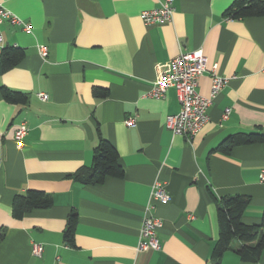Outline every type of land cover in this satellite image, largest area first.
Listing matches in <instances>:
<instances>
[{
    "label": "crops",
    "instance_id": "0c3cea01",
    "mask_svg": "<svg viewBox=\"0 0 264 264\" xmlns=\"http://www.w3.org/2000/svg\"><path fill=\"white\" fill-rule=\"evenodd\" d=\"M161 1L0 0L31 28L0 26L4 46L24 51L0 73V264H210L218 202L235 195L249 197L241 222L260 225L264 144L229 155L216 149L229 136L264 133V16L225 17L234 0H174L169 22L146 25L140 13ZM196 49L206 58L197 92L209 95L212 73L226 82L208 122L187 140L165 126L180 109L175 89L163 98L148 93L159 65ZM2 88L23 93L26 104L7 102ZM21 122L28 131L18 148ZM99 137L114 146L123 176L84 185L73 176L90 169ZM156 181L166 185L169 202L151 198ZM26 191L47 194L52 204L14 218L12 201ZM72 211L69 246L64 231ZM148 213L162 221L160 248L137 251ZM32 243L42 245L39 256ZM219 264H264V251L255 263L226 251Z\"/></svg>",
    "mask_w": 264,
    "mask_h": 264
},
{
    "label": "trees",
    "instance_id": "16d2710c",
    "mask_svg": "<svg viewBox=\"0 0 264 264\" xmlns=\"http://www.w3.org/2000/svg\"><path fill=\"white\" fill-rule=\"evenodd\" d=\"M230 19H246L264 16V1L262 0H234L224 13ZM24 57V51L19 47L4 46L0 51V73L16 66ZM95 94L105 95L106 91L95 89ZM2 97L10 103L26 104L27 97L20 92L1 89ZM264 144V133L253 132L237 134L227 137L217 147L216 152L229 155L231 150L238 146ZM118 153L109 141L99 137L93 150L90 169L80 171L73 178L84 185H100L107 178H121L123 169L118 161ZM52 199L47 194L37 191H26L16 195L12 201V215L21 218L24 214L34 209L48 208ZM249 204V197L235 195L224 197L217 205V220L219 238L213 249L211 263L219 264L222 253L233 251L242 261L257 262L264 251V212L259 226H249L241 222V217ZM77 223V213L72 211L68 216L64 241L69 246L73 245L74 233ZM3 233L0 232V241ZM236 241L238 247L233 248Z\"/></svg>",
    "mask_w": 264,
    "mask_h": 264
},
{
    "label": "built area",
    "instance_id": "2783aa9c",
    "mask_svg": "<svg viewBox=\"0 0 264 264\" xmlns=\"http://www.w3.org/2000/svg\"><path fill=\"white\" fill-rule=\"evenodd\" d=\"M173 1L162 0L158 8L142 11L140 13L142 21L146 25L169 22L174 12ZM4 22L20 26L25 32H30L31 29L21 18L0 5V26ZM3 47V39L0 34V51ZM39 55L42 59H45L47 56L45 46L39 48ZM205 70L206 58L202 49L181 52L176 57L158 66L157 79L148 93V96L152 98H163L169 88L175 89L180 109L178 113L169 115L166 118L165 126L172 134L181 135L187 140H191L208 122L207 110L226 82L225 78L212 73L209 95L207 97L200 95L196 87L200 76ZM37 96L42 100L48 98L44 93H38ZM228 112V110L224 112V118L227 117ZM126 125L133 126L134 119H128ZM27 131L25 122H21L16 126L14 140L18 148L22 147ZM259 178L260 181L264 182V169L261 170ZM151 198L162 203L169 202L170 195L166 185L156 181L152 187ZM151 208L152 206L148 207V209ZM161 227L162 221L159 218L149 213L145 215L142 219L136 250H158L160 245L157 230ZM31 247L34 256H39L43 251L41 244L32 243Z\"/></svg>",
    "mask_w": 264,
    "mask_h": 264
}]
</instances>
